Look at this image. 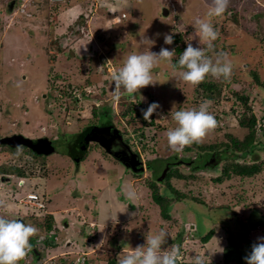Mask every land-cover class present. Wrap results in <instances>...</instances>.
<instances>
[{
  "label": "rangeland",
  "instance_id": "1",
  "mask_svg": "<svg viewBox=\"0 0 264 264\" xmlns=\"http://www.w3.org/2000/svg\"><path fill=\"white\" fill-rule=\"evenodd\" d=\"M98 1L0 0V134L19 131L30 138L46 135L56 149L48 156L37 155V162L21 148L13 152L10 147H0V159L5 163L29 170L23 183L17 177L9 183L0 180V216L22 220L38 229L30 243L32 249H40L41 257L28 259V264H107L110 258L119 261L160 230L170 234L162 248L168 251L179 246L182 264L193 262L197 255L205 262H223L224 252H217L220 248L215 238L224 251L231 243L238 246V256L228 264H246L244 257L250 254L252 245L264 242L258 239L264 237V170L260 176L228 185H216L211 180L208 185H200L192 180L185 189L188 197L172 202L170 218L164 219L152 193L164 189L165 176L162 181L156 180L169 167L172 156L195 158L197 154V150L188 155L166 150V132L176 126L172 113L198 108L206 100L205 95L182 80V69L173 67L176 53L171 64L162 61L153 70L154 78L164 83L147 86L135 94L121 88L116 99L111 80L112 71L122 67L131 54L148 50L158 53L162 47L173 50L175 45L164 43L168 34L180 35L179 46L184 49L187 43L206 49L195 36L194 24L198 18L208 19L211 0H177L185 6L184 12L171 13L166 7L167 16L162 15L163 0H127V6L115 13L122 18L118 24L105 13L114 7L113 2L117 5V0ZM9 2L14 3L10 11ZM22 5L24 12L19 9ZM95 12L97 17L92 18ZM81 16L85 25L75 24ZM211 23L219 35L214 51L208 55L215 61L218 53H225L233 65L230 79H214L229 82L236 90L253 87L256 99L252 110L262 114L264 89L254 82L251 73L257 71L264 81V0H229L227 11L212 17ZM150 41L154 43L150 45ZM89 80L92 83L87 85ZM80 85L94 92L85 97V104H74L68 93L81 90ZM43 93L48 94L47 98ZM122 101L135 109H147L152 102L159 104L152 117L154 124L144 126L142 135L135 130L141 122L129 125L119 116ZM218 102L209 110L214 117L219 115L218 126L204 143L225 140V134L242 136L229 114L233 97L229 94ZM94 108L98 118L112 120L131 149L140 155L142 169H125L94 143L82 161L70 160L67 143L84 126L98 120ZM106 109L107 116L103 113ZM225 111L227 114H223ZM19 119L23 122L17 125ZM251 158L264 159V151ZM221 163L223 160H217L213 165L219 167ZM218 172L199 171L207 179ZM129 186L139 197L135 205L129 204L132 202L125 196ZM27 193L36 194L45 209L21 204L19 200ZM47 222L51 230L46 236ZM210 231L209 239L202 241L201 237ZM45 237L48 240L44 241Z\"/></svg>",
  "mask_w": 264,
  "mask_h": 264
},
{
  "label": "clouds",
  "instance_id": "2",
  "mask_svg": "<svg viewBox=\"0 0 264 264\" xmlns=\"http://www.w3.org/2000/svg\"><path fill=\"white\" fill-rule=\"evenodd\" d=\"M179 4L182 7V4ZM117 5L109 9L112 16L119 11L120 7L127 6V0H117ZM228 5L229 0H211V6L206 13L208 19L198 18L194 24L195 36L199 38L200 43L206 46V49L199 46L193 47L191 43H187V47L179 57L178 66L182 69L179 75L185 83L193 87L204 82L208 76L213 78L222 77L227 80L232 75L233 65L231 61L226 59L225 53H218L215 61L208 55V52L214 51V41L217 40L219 35L211 23V18L222 16L227 11ZM13 7L14 3L12 7L7 5V10L10 11ZM150 42V45L154 43L153 41ZM164 43L171 45L173 43V36L171 34L165 35ZM174 55V49L169 50L163 47L158 53L148 50L147 52L129 55L123 66L118 70L114 69L111 73L116 99H119L121 88L128 94H135L147 86L164 83L165 81H159L154 78L153 70L162 61L171 64ZM173 67L176 66L173 65ZM92 92L94 91L86 88L83 91L77 92L71 90L68 94L69 98H71L70 100H72V96H75V100H73L74 104H77V102L85 104V97L89 96ZM76 94H80V96L77 97ZM45 96L43 95V97ZM211 103L210 100H204L198 108L181 109L172 113V119L175 121L176 126L169 128L166 132L167 145L172 151L181 152L187 146H191L194 143H202L206 136L217 127V120L209 111ZM158 108L159 104L152 102L148 105L147 109H142L145 119L149 121ZM29 117L30 115H28ZM112 127H114L113 123ZM124 142L129 145L127 140H124ZM135 153L138 154L137 152ZM138 156L141 161L139 154ZM23 181L20 180L19 183H23ZM125 196L132 202L129 204L133 205L139 199L137 192L131 186L127 189ZM0 203L3 202L0 201ZM126 208L118 212H124ZM104 227L100 231H103ZM37 234L38 229L31 224L26 225L22 220L7 219L4 216H0V264H20V261L24 260L29 252H31L30 260H39L41 257L40 249H36L38 253L36 254L33 252L30 243V239ZM168 236L170 234L165 230H160L155 234L147 236L145 245L132 248L130 252L119 258L118 264H182V252L179 246H173L168 251L162 248L166 244V237ZM215 239L220 248V251L217 252L223 253L224 249L219 246L218 239ZM258 239L264 241V237ZM244 259L246 260V264H264V242L253 244L250 254L244 257ZM193 264H205V260L202 256L197 255L194 258Z\"/></svg>",
  "mask_w": 264,
  "mask_h": 264
},
{
  "label": "trees",
  "instance_id": "3",
  "mask_svg": "<svg viewBox=\"0 0 264 264\" xmlns=\"http://www.w3.org/2000/svg\"><path fill=\"white\" fill-rule=\"evenodd\" d=\"M185 6L180 7V4L177 6V12L179 13L181 9L184 12ZM86 20L82 19V16L79 17L75 24L77 25H85ZM181 40L180 35H173V45L174 46V52L176 53V58L173 60V65L179 68L178 66V60L182 52L184 51V47L182 45L179 46ZM51 63L49 64V67L52 68L53 61L50 60ZM254 82L256 84L264 89V81L259 76V73L257 71H254L251 73ZM58 77V76H57ZM44 82V81H43ZM87 85L92 83L89 81L86 82ZM198 90L201 91L202 94L205 95L206 100H210L212 109L215 105H217L219 102V99H224L226 95H231L234 99V104L231 106L229 110V114L234 118L237 127L242 131V136H238L235 134H225V140H219V141H212L210 143H202V144H192L191 146L185 147L181 152L188 155L189 153H195V150H197V154L195 156V160H191L192 156L188 155V157L180 159L179 164L174 163L173 165H169L168 170L165 174V179H163L162 183L165 184L164 189H155V192L152 193V200L153 202L158 206L160 209V215L166 219L169 220V214L168 210L172 202L185 199L188 196H186L187 192L185 189L189 186V182L194 180L197 181V183L200 185L203 184H209V180H211L216 185L224 184L225 182L228 184H233L234 181L237 180H245L247 178H253L260 176V173L264 170V159L261 160H255L251 158L252 155H255L256 152L260 153L261 151H264V144L260 146V143H264V141H260V137L264 138V112L262 114H256L253 109V100L256 99L255 94L253 92V87L250 89H239L236 90L234 88H231L229 85V82H224L219 79L209 78L205 79L204 82L197 85ZM81 90L77 91H83L85 88V85H80ZM75 89V88H74ZM40 89L37 91L39 92ZM65 93V92H63ZM101 94V93H99ZM44 95V93L42 94ZM46 95V94H45ZM96 95V94H94ZM48 96V94H47ZM47 96H45L47 98ZM100 96V95H98ZM96 96V97H98ZM75 96H72V100L70 102H73L75 100ZM141 98V97H140ZM140 98L138 100H140ZM67 102V101H66ZM141 102V101H140ZM121 109L119 111V116L124 119L125 122H127L129 125L136 122H141V126L135 128V130L142 135V128L147 125H153V116L148 121L145 119L144 114L142 112L141 108L135 109L133 107V104H129V106L126 105L125 101L121 102ZM209 108V110H210ZM21 110V108H19ZM102 109H105L104 106ZM108 110V109H106ZM104 110L103 113L106 114L107 111ZM22 111V110H21ZM37 112V111H36ZM22 113V112H21ZM26 113V112H25ZM24 113V114H25ZM95 116L98 120H102V118H98L96 114V108H94ZM169 113V112H168ZM18 114V113H17ZM223 114H227V112H223ZM30 115V114H29ZM24 115H20L19 117H23ZM26 117V116H25ZM28 117V116H27ZM17 118V117H16ZM217 120V126H218V120L219 115L215 116ZM25 118H22L24 121ZM28 119V118H26ZM97 120V121H98ZM19 119V122H23ZM97 121H93L89 123L88 125H91L89 128H84L77 132L72 140L67 143L69 146L67 147V156L74 159V161H81L84 159L88 147L92 144L93 141H86L87 135H96L97 134ZM103 121V120H102ZM26 122V121H24ZM106 122V121H105ZM92 130L90 133L89 131ZM6 148V147H5ZM23 153L30 155L31 160L37 161V154L32 152L30 149L20 146ZM13 152H20V150L16 151V148H11ZM167 151H172L168 146L166 147ZM56 151V150H55ZM219 155L221 158L220 161L223 160V164L219 165V167H216L213 165V163L217 162V158L215 156ZM177 155L172 156L171 160H176ZM216 161H212V160ZM201 160V161H199ZM190 162V164L187 166L185 162ZM38 162V161H37ZM174 162V161H173ZM168 164V163H167ZM215 167V168H214ZM26 167H21L20 165L15 164H9L5 166L0 167L1 173H11L15 177H17L18 180H22V178L26 179L27 176H29V170ZM188 169V171H186ZM215 170L219 171L218 175L207 179L205 174L199 173V171L203 170ZM156 179V178H155ZM157 181V180H156ZM155 181V182H156ZM210 181V182H211ZM178 183L177 187H175V183ZM157 183V182H156ZM202 188V186H201ZM203 200L199 199V202L202 203ZM226 207V206H223ZM49 222H47L48 228L46 229L45 233L46 236L48 233H50V226ZM40 228H42V223H39ZM180 236V235H179ZM210 234H207L206 236L201 237L202 241H207ZM48 240L47 237H45L44 241ZM48 243V242H46ZM237 245L235 243H231L230 247L226 248L223 255V262H205V264H228V262L232 261L235 257L238 256L237 254ZM119 261H117L114 258H110L107 260V264H118ZM185 264H193V262H186Z\"/></svg>",
  "mask_w": 264,
  "mask_h": 264
},
{
  "label": "water",
  "instance_id": "4",
  "mask_svg": "<svg viewBox=\"0 0 264 264\" xmlns=\"http://www.w3.org/2000/svg\"><path fill=\"white\" fill-rule=\"evenodd\" d=\"M162 15H168V10L165 7L162 9ZM101 130L103 131H101L100 134L87 135L86 141L97 142L116 161L120 162L125 167V169L136 171L142 168L139 166L141 161L139 160L138 154L133 152L130 146L123 141L120 131L117 128L112 127V132L110 127H106L104 129L102 128ZM91 131L92 130H90L89 133ZM0 145H7L13 148L17 146H24L35 154L43 156H48L55 152L54 146L47 137H38L36 139H32L22 134H12L1 137ZM126 148H128L130 153H127ZM167 170L168 168H165V170L162 172L160 180L165 176ZM33 252L38 254L35 248L33 249Z\"/></svg>",
  "mask_w": 264,
  "mask_h": 264
},
{
  "label": "flooded vegetation",
  "instance_id": "5",
  "mask_svg": "<svg viewBox=\"0 0 264 264\" xmlns=\"http://www.w3.org/2000/svg\"><path fill=\"white\" fill-rule=\"evenodd\" d=\"M8 6L10 7L11 5H10V2L8 3ZM103 107V106H102ZM107 107H109V106H107ZM110 108V107H109ZM15 110H16V108H15ZM109 114V109H108V111H107V114H106V116ZM106 121V122H105ZM18 124H20V122H18L17 123V125ZM1 125V124H0ZM95 126H97V134H100L101 133V131H103V130H101L102 128L104 129V128H106V127H110V129H111V132H112V120H98L97 122H96V124H94ZM91 125H87L85 128H89ZM13 127V126H12ZM17 127V126H16ZM20 126H18L17 128H15V126L13 127L14 129H18ZM9 131V130H8ZM12 134H22V133H20L19 131H12V132H7V131H5V133H1L0 134V138L1 137H3V136H7V135H12ZM121 134V133H120ZM121 136H122V134H121ZM31 137V136H30ZM44 137H47L46 135H44ZM123 137V136H122ZM32 138L33 139H36V137L34 138V136L32 135ZM48 138V137H47ZM50 139V141H51V143H52V145L54 146V144H53V140L51 139V138H49ZM122 139H124V138H122ZM125 140V139H124ZM123 140V141H124ZM92 143H94V144H96L97 146H99V148L102 150V151H104L107 155H109V156H111L110 154H108L97 142H95V141H93ZM0 147H2V148H7V147H9V146H7V145H0ZM10 148H13V147H10ZM20 149V146H17V147H14L13 149ZM21 150V149H20ZM56 150V149H55ZM10 151V150H9ZM126 151H127V153H130L129 152V150H128V148H126ZM0 152H1V150H0ZM3 153H5V152H3ZM41 156H43V155H41ZM112 157V156H111ZM174 157V156H173ZM30 158H31V156H30ZM70 158V157H69ZM215 158H217V160H219L221 157L219 156V155H217V156H215ZM178 159V158H177ZM172 160L170 163H169V165L171 164V165H173L174 163H177V164H179L180 162H182V161H180V159H178V160ZM195 158L194 157H192L191 158V160H194ZM70 160L72 161H74V159H72V158H70ZM82 161V160H81ZM174 161V162H173ZM183 162H185V161H183ZM186 164H187V166L190 164V162L188 163V162H185ZM5 165H9V164H7V163H5L4 161H3V158L2 159H0V167L1 166H5ZM11 165V164H10ZM13 165V164H12ZM142 169V168H141ZM210 170V169H209ZM14 175L13 174H11V173H1L0 172V180L2 181L3 180V182L5 183H9V182H13V180H14ZM18 181V180H17ZM158 182L159 181H161V180H157Z\"/></svg>",
  "mask_w": 264,
  "mask_h": 264
},
{
  "label": "built area",
  "instance_id": "6",
  "mask_svg": "<svg viewBox=\"0 0 264 264\" xmlns=\"http://www.w3.org/2000/svg\"><path fill=\"white\" fill-rule=\"evenodd\" d=\"M50 1H59V0H50ZM166 7L169 9V11L171 12H176L177 10V6L179 5L178 4V1L177 0H166ZM25 5H22L19 9H20V12H24L25 9H24ZM171 12V13H172ZM77 97L80 96V94H76ZM19 202L21 204H24L25 206H29L33 209H39V210H44L45 209V204L43 202H41L38 198V196L34 193H27L25 195V198L24 199H21L19 200ZM30 254L31 252L28 253L27 257L20 261V264H28V259H30Z\"/></svg>",
  "mask_w": 264,
  "mask_h": 264
},
{
  "label": "crops",
  "instance_id": "7",
  "mask_svg": "<svg viewBox=\"0 0 264 264\" xmlns=\"http://www.w3.org/2000/svg\"><path fill=\"white\" fill-rule=\"evenodd\" d=\"M96 1H98V0H96ZM102 1V0H101ZM99 2V1H98ZM112 2H113V0H112ZM114 3V6H117L116 5V3L115 2H113ZM11 5L13 4V2H11L10 3ZM105 4H107V3H105ZM165 7V0H163V8ZM162 8V9H163ZM81 11H85V10H81ZM81 11L79 12V13H81ZM105 13L110 17L111 16V14H110V12H108V11H106L105 10ZM101 14V13H100ZM95 17H97V12H95V15L92 17V18H95ZM121 22V20H120V18H118V16H116V15H114L113 16V18H112V23H116V24H118V23H120ZM113 25V24H112ZM258 224V223H257ZM259 225H260V223H259ZM258 225V226H259ZM256 231V230H255Z\"/></svg>",
  "mask_w": 264,
  "mask_h": 264
}]
</instances>
